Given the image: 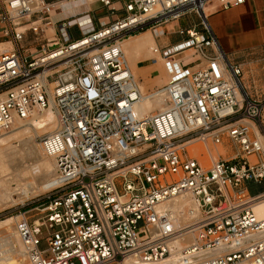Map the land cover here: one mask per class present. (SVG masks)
Segmentation results:
<instances>
[{
  "label": "built area",
  "instance_id": "1",
  "mask_svg": "<svg viewBox=\"0 0 264 264\" xmlns=\"http://www.w3.org/2000/svg\"><path fill=\"white\" fill-rule=\"evenodd\" d=\"M88 1L122 15L75 40L65 32L71 21L62 22L61 43L23 54L27 32L39 41L52 25V4L0 0V38L11 43L0 52V135L51 101L56 111V126L36 139L54 159L58 185L15 222L28 263H149L176 251L181 264L196 254L201 264H264V219L252 207L264 191L248 189L264 184V98L246 92L241 65L223 52L205 14L213 1L227 9L244 0ZM187 13L200 28L177 27L178 41L152 48L166 73L156 88L166 106L140 114L141 91L120 41ZM57 63L60 70L44 73ZM224 139L225 153H238L208 164L186 146ZM182 194L193 206L176 225L160 205Z\"/></svg>",
  "mask_w": 264,
  "mask_h": 264
},
{
  "label": "bare ground",
  "instance_id": "2",
  "mask_svg": "<svg viewBox=\"0 0 264 264\" xmlns=\"http://www.w3.org/2000/svg\"><path fill=\"white\" fill-rule=\"evenodd\" d=\"M205 14H207L206 8ZM6 42L7 44L0 43V52L5 49V47L11 45L9 41ZM120 45L125 53L131 71H133L132 73L134 77L135 75L137 76L136 82L139 85L142 95L136 105L138 112L140 114H147L153 110L163 109L166 106V102L163 93L160 92L161 90L149 92L148 88L140 79L143 77V67L139 66V63L150 59H155L154 62H161L160 57L152 52V48L155 46V41L151 33L145 31L139 35L124 38L120 41ZM94 50L95 49L91 50L90 53ZM61 65L62 64L51 68L46 67L44 73L56 72L61 69ZM156 79L159 83H166V79H163V75L157 76ZM53 85L54 83H50L51 87ZM237 98L240 103L242 95L238 93ZM55 126L56 111L53 109V103L51 101L50 107L41 112L35 113L30 119H16L10 130L7 131H13L10 137L5 135L7 132L0 135V199H8V202L5 201V203L10 204L15 201L12 198V193L13 191L15 192V189L13 190L11 188L12 182L16 183L19 187L18 196L20 199L21 195L27 196L31 189L39 187V190L49 191L58 185V180L54 172L55 163L53 157L45 154L43 151L42 152L45 156H42L37 149V145L39 146V144L36 143V138L38 136L53 130ZM12 140L19 142V149L23 150V153L26 154L27 157L34 160L35 164L23 165V162L22 164H12L13 160L11 161L9 157L11 154L17 152L11 144ZM190 144L192 143L186 145L187 149ZM220 146L221 145L213 150L206 148V154L201 158L204 157L205 159L211 160L217 159V157L224 152L223 146ZM191 149L193 148L191 147ZM188 151L191 153L190 150ZM7 158L9 159L8 163L6 162ZM36 169L43 170V174L41 176H34L32 173ZM192 206L193 203L191 197L187 194H182L163 202L160 205V208L161 211L162 209L170 210L175 216L174 224L180 225L187 220L186 210ZM186 207L187 209H185ZM252 207L256 217L258 219H264V196L255 199ZM21 216L23 217L24 215L22 214ZM16 219L17 216H14L0 221V264H25L24 259H26V257L23 246L15 230V225H12L13 221H17ZM261 236L264 238V232L261 233ZM181 257L182 255L180 256V252L172 251L168 256L157 261L139 263L130 257H126L120 264H181ZM15 258H18L19 262H17V259ZM201 262V258L198 254H196L195 257H189V264H201ZM26 264L29 263L26 262Z\"/></svg>",
  "mask_w": 264,
  "mask_h": 264
},
{
  "label": "crops",
  "instance_id": "3",
  "mask_svg": "<svg viewBox=\"0 0 264 264\" xmlns=\"http://www.w3.org/2000/svg\"><path fill=\"white\" fill-rule=\"evenodd\" d=\"M44 1L52 4V9L49 13L52 25L49 27H43L44 32L40 34L39 41H36L34 47L30 48L32 50L34 49V51H39L41 46H51L62 42L59 33V28L61 27L62 22L71 21L69 26L65 27V32L70 40H75L80 38L86 29H97L102 23H108L114 18L122 15L121 12L111 15L108 9L99 1ZM72 3H74L73 7L64 8V6ZM118 5V3H115V6ZM104 10H106V13L99 14ZM206 13L208 14V23L217 37L221 49L230 61L240 64L237 59L245 53L253 49L264 48V0H244L243 3L231 6L227 9H220L217 6L216 1H213L206 6ZM189 15L191 20L187 24L181 25L179 19L165 25H160L159 27L157 26L153 31H150L155 41V45L157 44L159 47H162L178 41L179 36L178 38L173 39L171 37H163L166 33L175 32L177 27L200 28L198 16L195 13H189ZM47 30L53 32L52 38L47 37ZM29 33L30 32H27L26 37H28ZM1 42L7 44L6 41H0V43ZM148 65L149 64H140L142 67L147 66L149 68L148 72H146L147 74L149 73V70H152L153 68ZM243 87L245 88L244 85ZM249 186L254 190L252 193L253 195L264 191V188L255 191V189L261 187V185L253 182L248 183V189Z\"/></svg>",
  "mask_w": 264,
  "mask_h": 264
},
{
  "label": "rangeland",
  "instance_id": "4",
  "mask_svg": "<svg viewBox=\"0 0 264 264\" xmlns=\"http://www.w3.org/2000/svg\"><path fill=\"white\" fill-rule=\"evenodd\" d=\"M73 6H74V3L64 6V8L73 7ZM103 13H106V10L101 11L99 14H103ZM190 20H191V17L189 15V13H187L180 18L179 22L181 23V25H184V24H187ZM155 28H152L151 30L146 28L147 30L144 29L140 32L132 34L129 37L139 35L140 33L145 32V31H148V32L153 31V29H155ZM29 34H31V33H29ZM29 34H28V37H25L24 40L22 41V45L25 48L22 50L23 54L28 53V51H34V49L32 50L30 48L34 47V44L36 41H34V37L31 36L32 34L31 35H29ZM52 35H53V32L51 30H49L47 33V37L52 38ZM129 37H126V38H129ZM163 37L164 38L171 37L173 39V38H178V35L175 32H171V33H166ZM39 38H40V35H39ZM4 40H5L4 38H0V41H4ZM1 43H3V42H1ZM9 47H11V45ZM9 47H5V48H9ZM51 48H54L53 45H51ZM90 51H88V52L90 53ZM36 53H34V54H36ZM237 60L241 64V67L243 68L242 83L245 86L246 92L250 96H253L257 99H263L264 98V48H258V49L250 50ZM60 64L61 63H57L56 66L60 65ZM140 64L141 65L142 64L143 65L149 64L148 66L153 67L152 70H149L148 74L146 72H148L149 68L147 66L143 67V70H142L143 77H141L140 79L143 82V84L148 88L149 92L156 91V88H159L163 85V83H161V82L159 83V81L156 79V77L163 75V79H166V74H165L162 62H151L148 60V61H143V62L139 63V66H140ZM61 67H62V65H61ZM135 78L137 80L136 75H135ZM12 132L13 131H9L5 135H8V137H10ZM225 142H226V140L224 139V143L220 144L224 148V152L221 154V157L225 158V159H229L231 156L237 154L238 150L235 147H233V149L230 152L225 153V151L227 149V147L225 146ZM36 143L38 144L37 141H36ZM11 144L14 147V149L17 151L16 153L11 154L9 157V159L11 161L13 160L12 164L13 163L22 164V162L24 163L23 165L35 164L34 160L27 157L26 154L23 153L24 151L19 149L20 145H19L18 141L12 140ZM191 147L193 149H191ZM216 147H219V145H214L211 142H207L206 144H204L201 141H195L194 143L188 145V150H190L191 154L196 156L200 162H202L204 164H208L209 159H205L204 157L203 158H201V157L204 156V154H206V151H207L206 148L213 150ZM37 149L42 156H45L43 154L42 150L40 149V146L37 145ZM195 153H197V154H195ZM9 159L8 158L6 159L7 163L9 162ZM9 171H11V170H9ZM32 174L34 176H41L43 174V170L36 169L35 171H33ZM17 179H18V177H17ZM11 188L13 190L15 189V192L13 191V193H12V195H13L12 198L15 201L13 203L9 204V203H5V201L8 202V199L7 200L5 198L0 199V221L6 219L8 217H14V216H17L16 220H18L19 218L22 217L21 215L25 211H26V213L24 214V216H32L36 211L31 210V209L33 207H35L37 204L42 203L48 195L55 192L52 189L49 191H42V190H39L38 189L39 187H38L35 189H31L29 191V193L27 194V196L21 195V199H20L18 196L19 187L16 185V183L12 182ZM263 188H264V184H262L261 187L255 189V191H257L259 189H263ZM185 209H187V207ZM15 222L16 221L12 222L13 226L15 225L14 224ZM45 235H46L45 229H43L42 237H44ZM45 243L46 242L43 240L41 243V247H44ZM15 259H17V262H19L18 258H15ZM24 262L26 264V262H28V261L26 259H24Z\"/></svg>",
  "mask_w": 264,
  "mask_h": 264
},
{
  "label": "trees",
  "instance_id": "5",
  "mask_svg": "<svg viewBox=\"0 0 264 264\" xmlns=\"http://www.w3.org/2000/svg\"><path fill=\"white\" fill-rule=\"evenodd\" d=\"M138 32H140V31H138ZM133 34H135V33H133ZM249 191H250L251 194L253 193V189L251 188V186H249Z\"/></svg>",
  "mask_w": 264,
  "mask_h": 264
}]
</instances>
